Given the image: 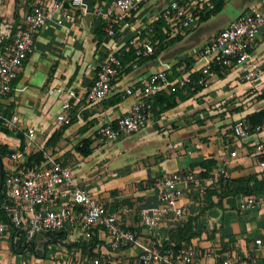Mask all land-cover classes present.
I'll use <instances>...</instances> for the list:
<instances>
[{
  "label": "crops",
  "instance_id": "1",
  "mask_svg": "<svg viewBox=\"0 0 264 264\" xmlns=\"http://www.w3.org/2000/svg\"><path fill=\"white\" fill-rule=\"evenodd\" d=\"M169 1L146 0L125 11L117 10L113 15L114 32L109 34L105 19L93 11L95 0H85V10L71 4V0H63V9L35 30L33 51L23 62L12 89L0 96L3 119L0 143L22 152L19 159L22 166L32 152L41 150L52 154L70 167L74 182L89 189L108 209L117 211V222L147 245L161 242L171 227L196 214L209 200L216 203L220 199L221 205L208 206L202 212L200 220L205 228L190 239L197 259L202 264H220L226 258L232 264H264V189L252 194L256 204L246 208L239 205L245 198L242 194L221 198L212 194L207 201L200 195L201 186L220 190L212 171L233 149L237 150V157L228 166L230 177L249 173L264 177V153L256 152V142L264 138V131L249 132L242 137L235 136L233 131L237 119L264 109V25L250 50V62L259 70L257 77L247 79L242 64L218 67L221 74L211 70L197 92L158 114L150 111L137 131L106 144L97 139L101 124L126 113L142 96L143 80L148 75L163 69L169 84L160 91L181 89L185 92L183 86L189 82L190 75L200 73L203 60L200 49L206 40L243 12L264 11L262 0H224L218 12L205 19L197 15L187 28H181L162 14ZM178 1L188 4L192 10L204 4L206 9L212 5L208 0ZM11 4L14 10L15 0ZM38 4L45 5V0L29 3V10L25 5L19 6L17 24L24 13ZM160 16L167 23V28H163L166 34L161 40L162 47L157 49L159 44L155 39L150 54L137 53L143 50L145 42L151 41L150 24ZM178 35L179 38L168 42ZM130 46L136 49L137 56L122 64L109 95L100 101L88 102L85 92L99 64L108 53L118 56ZM65 101L69 106L62 109ZM60 111L69 117L68 123L57 119ZM14 115L17 121H11ZM28 128L33 129L31 144L25 133ZM57 130L59 136L47 145L46 141ZM85 138L91 140V152L83 155L77 146ZM205 158L215 159L216 166L209 170L208 176L202 177L204 167L196 163ZM16 165L9 155L1 156V168L6 174ZM186 169L200 174V185L186 186L181 182L178 203L182 213L164 214L147 231L140 212L161 205L154 185L156 178L166 172ZM93 232L98 243L91 251L96 254L81 245L68 248L63 243L51 242L47 244L45 256L38 257L27 249L16 251L12 241L18 237L12 236L7 226L0 233V264H64L66 261L83 264L90 256L132 260L141 251L137 243L114 244L100 224L91 227ZM47 238L44 232H39L32 239L35 247L42 249ZM88 239L83 226L77 224L66 231L63 241L84 243Z\"/></svg>",
  "mask_w": 264,
  "mask_h": 264
},
{
  "label": "built area",
  "instance_id": "2",
  "mask_svg": "<svg viewBox=\"0 0 264 264\" xmlns=\"http://www.w3.org/2000/svg\"><path fill=\"white\" fill-rule=\"evenodd\" d=\"M146 0H95L93 11L106 21V30L114 32L113 15L117 10H127L136 7ZM264 1V0H262ZM71 4L80 6L83 10L87 4L85 0H71ZM63 9V0H45V5L38 4L29 12L23 14L15 30L14 20L10 24H0V96L6 95L12 89V79L20 71L23 62L34 48V32L44 25L49 17ZM167 19L176 21L181 28H187L197 15L192 8L178 0H170L162 10ZM61 22V19H58ZM264 25V11L252 9L230 20L228 25L210 37L200 49L202 65L199 69V82L205 84L206 75L213 67L220 68L242 64L245 77L253 79L259 70L250 62L248 48L254 42L259 30ZM153 51L151 42L143 44L139 54H150ZM122 64L120 58L110 52L96 69L94 78L85 92L88 102H97L110 93L112 81L120 72ZM169 84L165 70H157L143 80L142 96L131 108L118 116L114 121L101 124L97 129V139L106 144L123 134L137 131L150 114L149 96L160 91ZM69 102H62V109H66ZM59 121L68 123L69 117L60 111L56 115ZM11 121H17L14 115ZM234 135L242 137L249 132H263L264 118L253 124L244 116L237 119L233 126ZM27 142L33 140V129L26 130ZM256 152L264 153V138L256 142ZM21 151H13L10 159L17 165L4 178L5 199L0 207L5 211L7 221L0 218V233L8 223L17 229L16 237L23 236L27 241L37 233L47 230H69L80 224L84 228L85 236L90 237L91 227L100 224L109 232L112 242L137 243L141 251L132 259H105L90 256L83 260V264H202L197 259L193 246H183L177 250H162L155 245H147L138 241L135 233L122 227L117 222V211L108 209L104 202L95 197L89 189L76 182L69 166L64 165L52 154L43 152L44 159L40 164L31 167L22 166L19 162ZM237 157V150H231L220 159L218 166L212 171V177H230L229 164ZM186 186L200 185V177L193 171L175 170L166 172L156 178L154 185L158 189L161 205L154 209L144 208L140 212L141 222L147 231H151L161 217L172 212L182 213L178 201L182 194L180 183ZM256 204L253 196L245 197L240 207L246 208ZM64 264H70L65 262ZM220 264H232L226 258Z\"/></svg>",
  "mask_w": 264,
  "mask_h": 264
},
{
  "label": "trees",
  "instance_id": "3",
  "mask_svg": "<svg viewBox=\"0 0 264 264\" xmlns=\"http://www.w3.org/2000/svg\"><path fill=\"white\" fill-rule=\"evenodd\" d=\"M17 0H15L14 10H13V16H14V29L17 28V22L19 19V13H18V7L16 6ZM208 4L211 3V7L207 8V4H204L201 8H195L193 10V13L195 15H198L200 19L207 18L210 14L218 12L223 4L224 0H208ZM167 23L163 16H160L150 24V28L148 30V33L151 34V44L155 39H158V48H161L163 43H161V40L165 37V32L163 31V28H167ZM179 38L178 36L173 37L172 39H169L168 42H171L174 39ZM167 42V41H166ZM2 46V43H0V48ZM248 50H251V45L248 48ZM137 56L136 49L130 46L127 50H123L120 54H118V57L120 58L121 64H125V62L133 60ZM126 68H124L125 70ZM212 70H216L218 74H221L218 66L213 67ZM122 71V68L120 72ZM201 77V74L199 73H192L189 78V82L186 83V85L183 86L185 92L180 89L170 91L168 93L159 91L157 93H154L152 95V99L150 100L151 106L150 110L154 111V113L158 114L159 112L166 110L170 107H173L177 104L178 100H182L191 94L197 92L200 90L204 83L199 82V78ZM17 78H13L11 85L13 86ZM246 119H248L253 124L259 123L264 118V109H259L257 111H253L251 113H248L245 116ZM3 119L0 117V124L2 123ZM60 131L57 130L48 138L46 141V144H52L53 141L59 136ZM91 140L88 138H85L81 141V143L77 146V150L83 154L86 155L91 152ZM15 151L14 149L10 148L7 144L0 143V156H6L9 155ZM44 159L43 152L41 150L35 151L30 153L27 156V159L23 162V165L25 167H31L36 164H40ZM215 159L213 158H205L200 161H198L196 164H199L204 167V171L201 172L202 177L208 176V172L210 169L216 166ZM214 170V169H213ZM6 176V172L3 171L2 177L0 176V205L5 199V193H4V178ZM200 177V174L198 175ZM201 182V178H200ZM216 182L218 183V187L220 190L215 189L212 186H201L202 190L200 191V195L204 196L205 201L209 200L212 194H217L219 198L226 196V195H235V194H242L245 197L252 196V194L256 193L257 191H261L264 189V177H259L257 173H249L246 175H242L238 178H232V177H218L216 178ZM211 187V188H210ZM218 204L221 205L220 199L216 203H213L211 200L208 201L207 205H202L199 209V211L194 215H189L186 219L182 221V223L171 227L168 230V236L164 239H162L161 242H155V245L159 247L162 250H177L180 247L188 246L190 245V239L194 236L200 235L202 231L204 230V224L200 220V216L202 212L211 205ZM0 218H2L4 221H7V216L5 214V211L0 207ZM8 227L11 230L12 236H16L17 229L13 227L10 223H8ZM93 229V228H92ZM95 230V229H94ZM44 234L48 237L47 240H45L42 244L43 248L39 251L36 249L35 244L33 243V239L26 240L23 236L18 237L15 241H12L13 248L18 251L20 249L29 250L35 256L43 257L45 256V252L47 251V244L51 242H60L65 244L68 248H71L73 245H81L86 248H88V251L91 252V254H96L95 252L91 251L94 246L98 243L97 236L93 232L89 239L84 243L79 242H64V238L66 237V231L61 230H47L44 231Z\"/></svg>",
  "mask_w": 264,
  "mask_h": 264
},
{
  "label": "rangeland",
  "instance_id": "4",
  "mask_svg": "<svg viewBox=\"0 0 264 264\" xmlns=\"http://www.w3.org/2000/svg\"><path fill=\"white\" fill-rule=\"evenodd\" d=\"M34 0H17L16 6H24L26 10L30 9L28 8L29 3H32ZM29 2V3H28ZM14 20L13 16V6L11 4V0H0V24H10ZM37 250H41V246L37 247Z\"/></svg>",
  "mask_w": 264,
  "mask_h": 264
},
{
  "label": "water",
  "instance_id": "5",
  "mask_svg": "<svg viewBox=\"0 0 264 264\" xmlns=\"http://www.w3.org/2000/svg\"><path fill=\"white\" fill-rule=\"evenodd\" d=\"M2 174H3V171H2V168H1V156H0V176L2 177Z\"/></svg>",
  "mask_w": 264,
  "mask_h": 264
}]
</instances>
